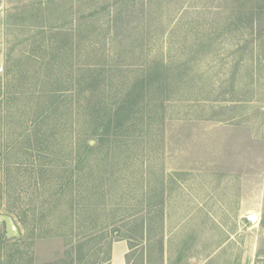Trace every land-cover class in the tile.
I'll use <instances>...</instances> for the list:
<instances>
[{"label":"rangeland","instance_id":"rangeland-1","mask_svg":"<svg viewBox=\"0 0 264 264\" xmlns=\"http://www.w3.org/2000/svg\"><path fill=\"white\" fill-rule=\"evenodd\" d=\"M155 61L169 87L134 135H88L91 68L113 67L106 103L119 104ZM87 146L74 183L102 207L83 221L101 228L100 258L126 239L128 264H264V0H0V214L22 232L0 264L66 247L28 236ZM179 163L190 173H170Z\"/></svg>","mask_w":264,"mask_h":264},{"label":"trees","instance_id":"trees-1","mask_svg":"<svg viewBox=\"0 0 264 264\" xmlns=\"http://www.w3.org/2000/svg\"><path fill=\"white\" fill-rule=\"evenodd\" d=\"M48 27H50L49 29L57 28V26L53 24L52 26L48 25ZM91 69L92 70L89 72H91L92 75L89 77L93 78L95 81L88 86V89H92L93 92L97 91L99 95L97 96L91 93L95 100L93 101V99H91L86 104V116L93 121L90 126L92 130L88 135L99 136L102 142H105V139L112 134L115 135L117 139H126L134 135L136 127L142 120L144 109H146V105L150 102L146 99L150 97V94H155V91L163 93L167 86L169 87L168 81H170V74L167 71V67L161 62L155 61L151 66L143 70L141 76L133 80V83L130 85L129 89H127L125 96L119 104L114 102L106 103L108 95L107 87H111V82L113 81V67H107L106 64L103 63L93 66ZM55 72V69L52 68L53 75ZM122 72H124L123 68ZM41 92H44V90ZM54 103L55 101L51 103V106H53ZM89 150H92V148L87 146L84 155L79 154V159L74 165L62 167L63 172H65V178L56 184V188L53 194H51V199L43 201V203L45 202L42 206L43 210L35 217L36 226L33 233L30 237L28 236V238L33 241L39 239L62 238L66 247H75L77 264H108L111 261V248L107 254L108 256L106 255L107 257L104 259L100 258V251L98 252L91 248L92 243L97 241L98 235L96 233H99L100 230L98 229L101 228L94 227L85 229L83 225L84 219L91 217V215L93 216V214H96V210L99 211L102 207H98L97 205L84 206L85 196H79L81 195L80 186L74 183V176L77 175L78 172L84 170L83 157ZM64 201L67 203L68 213L60 217L63 223L54 228L44 227V223L50 218L51 210L54 207L51 205L62 206L65 204ZM36 209L38 208L35 206L34 208L32 207L31 210L36 211ZM66 223H71V225L68 226ZM114 233L118 234L119 232L114 231ZM7 243L8 240L5 234L1 233L0 248L2 249ZM127 259L128 262H130L129 255ZM31 261L32 260L25 264L33 263Z\"/></svg>","mask_w":264,"mask_h":264},{"label":"crops","instance_id":"crops-1","mask_svg":"<svg viewBox=\"0 0 264 264\" xmlns=\"http://www.w3.org/2000/svg\"><path fill=\"white\" fill-rule=\"evenodd\" d=\"M175 136V134H173ZM181 169H171L170 173L175 172L179 175H184L185 173H190L189 170H185V164L179 163L178 168ZM177 174V175H178ZM173 175V174H171ZM74 246L64 247L60 253L53 255L52 257H47L45 259H37L31 264H77L76 263V254L73 248ZM129 253L128 240L122 239V241L115 242L112 248V260L111 264H128L127 255ZM109 263V264H110Z\"/></svg>","mask_w":264,"mask_h":264},{"label":"water","instance_id":"water-1","mask_svg":"<svg viewBox=\"0 0 264 264\" xmlns=\"http://www.w3.org/2000/svg\"><path fill=\"white\" fill-rule=\"evenodd\" d=\"M247 219L251 223L256 224L259 221V216L257 214H251L247 216ZM0 223L5 225V236L7 239L12 240L22 236L19 226L11 215L0 214Z\"/></svg>","mask_w":264,"mask_h":264}]
</instances>
